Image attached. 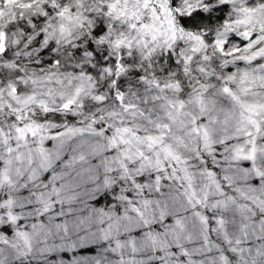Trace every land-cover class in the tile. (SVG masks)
Wrapping results in <instances>:
<instances>
[{
	"label": "snow or ice",
	"instance_id": "1",
	"mask_svg": "<svg viewBox=\"0 0 264 264\" xmlns=\"http://www.w3.org/2000/svg\"><path fill=\"white\" fill-rule=\"evenodd\" d=\"M147 2L145 0V6ZM9 4L13 8L6 13L5 7ZM37 4L42 11L33 12ZM107 9V15L111 16L116 5H108ZM65 11L67 9L48 0H0V61H3L0 63V101L5 94L9 97L7 105L0 103V110L7 109L10 121L7 132L3 121H0V149L10 143L8 137L15 133L17 148L9 146L6 149L9 155L18 150L20 141L27 144L28 137H32L38 145L34 151L41 157L39 166L31 170L23 183L19 180L25 175L24 171L20 168L15 170L14 185L9 174L12 161L3 160V152L0 151V240L8 242L11 238L23 242L17 245L26 249L18 253L21 264L33 251V236L39 237L37 243L43 245L36 252L40 264H180L182 261L196 264L192 256L201 250L189 251L178 242L185 229L179 215L166 211L167 202L162 208L160 200L154 201L148 196L142 200L137 198L145 190L149 194L155 190L163 195L162 187H173L168 181L186 184V202L196 210L194 216L206 231L227 236L229 226H238L246 240L249 235L247 229L252 227L255 230L256 226L243 223L248 219L245 213H251L253 218L255 213L251 208L237 205L224 191L225 185L220 180L226 182L228 189L245 193L243 199L257 201L258 196V202L253 206L264 215V0H161L159 12L154 6L151 10L153 24L140 27L153 33L154 42L158 39L156 33L163 36L167 63L177 69L183 66L181 71L185 77L195 72L197 75L193 80L196 83L181 92L178 78L175 91L181 96L185 92L190 93L187 102L182 98L172 101L163 97L167 101L164 106L166 114H156L153 119V109H141V120L152 127L136 124L134 129L127 126L113 128L112 124L103 122V117L99 121L93 118L88 129L61 123L60 115L55 116L57 122L54 123L48 116L56 108H50L45 100H37L35 93L21 97L29 80L25 78V68L20 66V59L30 57L35 50L46 58L33 63L34 71L39 69L43 72L45 65H59L60 60L50 57V54L60 46L55 28L56 21L64 18ZM68 20L72 22L71 16ZM157 20L160 21L159 26L155 23ZM131 27L138 30L137 24ZM107 30L100 21L91 35L99 37L103 44V34ZM65 31L66 26L61 23L59 35H64ZM68 32L70 35V29ZM123 43V40H117L116 46ZM13 45L17 49L22 46L23 55ZM126 46L130 48L131 44ZM144 46L147 47V40ZM88 49L102 63L115 65L118 70L115 75L120 76L122 66L118 59L105 61L90 39ZM80 53L81 49L76 47V54ZM107 55L105 51L104 56ZM88 70L94 71L93 68ZM105 71L113 75L111 67ZM48 79L50 81L51 77ZM32 83L38 81L32 80ZM156 87L164 92L171 85L160 88L157 82ZM79 91L77 89V95ZM21 99L28 104L35 103L40 111L47 114L41 118L42 123L35 120L25 123L28 115L34 112L25 114ZM60 99L63 102L58 105L59 111L71 112L69 119L74 120L83 104L73 98L64 99L62 96ZM94 99L103 101L105 97L101 95ZM116 99L125 112L135 108V105H125L122 91L117 92ZM150 99L156 101L161 97L157 95ZM143 102L148 103L149 98L145 97ZM191 104L198 105V108L189 110L187 105ZM135 115L133 112V120ZM88 130H91L90 134L106 137L108 141L102 149L106 155L98 165H102L106 173L104 192L99 198H94L97 206L107 201L106 207L99 209L103 218L99 220L98 240L79 235L80 229L71 219L73 209L66 207V203L70 205L75 199L71 195L72 186L63 183L67 173L51 171L53 156L57 161L63 157L68 168L73 167L77 160L82 162L86 159L83 152L79 157L69 158L61 150L72 137L83 135ZM141 130L147 134L139 135ZM177 133H185L189 139L195 138L194 158L199 165L191 167L201 168L199 175L208 177L210 181L208 192L202 197L192 188L193 178L197 175L189 171V159L193 157L185 158L179 150L186 148L183 143L185 136ZM121 145L127 147L121 149ZM32 151L29 150V156ZM16 159L23 163V154L17 155ZM4 165L9 167H2ZM146 169L150 170V180L146 179ZM107 173L118 175L109 176ZM180 173H184L183 177ZM233 181L245 188H233ZM6 184L8 193L3 191ZM14 187L15 197L11 191ZM190 188L192 194L188 195ZM249 192L257 195L249 196ZM210 196L225 198L214 199L210 203ZM201 207L205 209L203 214L198 210ZM233 207L241 213L239 225L234 215L231 218L224 215ZM113 217L115 223L112 222ZM210 224L214 226L209 228ZM260 231L264 233V220H260ZM207 240L205 235V243ZM241 243V239H236V245ZM211 250L209 246L208 251ZM231 251L236 252L237 249ZM126 253L129 259H125ZM2 254L3 248H0V264H6ZM145 254L150 256V260L143 258ZM221 259L226 261L227 258Z\"/></svg>",
	"mask_w": 264,
	"mask_h": 264
},
{
	"label": "clouds",
	"instance_id": "2",
	"mask_svg": "<svg viewBox=\"0 0 264 264\" xmlns=\"http://www.w3.org/2000/svg\"><path fill=\"white\" fill-rule=\"evenodd\" d=\"M49 3H56L65 11L63 19L56 21L55 31L57 32L56 38L61 41L60 46L57 51L50 54V57H55L60 60L59 65H45L44 71L41 72L39 69H33V63L37 60H44L46 57H41L39 54L32 50L30 57L20 59V66L25 68V78L29 80L25 92L21 93V97L30 96L35 93L37 100H45L48 102L50 108H56L48 119L52 122H57L55 120L56 115L62 117L61 123H67L69 126L83 127L88 129L89 124L93 118L100 120L101 117L104 118V123H109L115 127H130L135 128L136 124H143L149 128L151 125H147L146 121H142L140 118L141 109H153L154 115L153 119L156 118V114L165 115L166 109L165 105L167 103L163 97H167L168 100H178L184 99L186 102L190 93L185 92L183 96L175 91V82L179 78L181 92H184L185 88H191L196 82L193 80V76L197 75L195 72L189 73L186 77L182 74L181 69L173 68L167 63V47L163 36L158 33V39L154 42L152 40L151 32H148L141 25H151L153 24V13L152 8L155 6L159 12V4L161 0H148L147 6H145V0H48ZM116 5V9L113 11L112 15H107V6ZM13 5L9 4L5 7V12L11 11ZM74 10V11H73ZM27 11V10H26ZM33 12L42 11L40 4H37ZM71 16L72 22L69 23L68 17ZM8 17L4 18L6 23ZM103 21L104 25L108 29L104 34V43H100V38L92 36L91 33L99 25V22ZM63 23L66 26V31L64 35H59V25ZM157 26H159L160 21H155ZM82 24V26H81ZM137 24L138 30L133 29L131 25ZM177 27L179 23L177 22ZM68 29H70L71 34L69 35ZM15 39V38H13ZM92 40L95 49L100 53L101 57L105 61H110L111 59H118L122 66L120 76L117 77L115 73L118 71L115 65L109 63L105 64L98 60L94 53H91L88 49V40ZM117 40H123V44L119 47L116 46ZM147 40V47L144 46V42ZM131 44L128 48L126 45ZM76 47L81 49L79 55L76 54ZM13 48L21 51L22 55L24 53L23 47ZM105 51H107V56H104ZM151 53V55H149ZM49 57V58H50ZM3 63V61H0ZM195 66V64L193 65ZM111 67L113 70V75H109L105 69ZM89 68H93L94 71H89ZM165 69H168L165 72ZM71 73V75H69ZM139 73L140 75H135ZM49 77L51 80L49 81ZM91 77V79H89ZM32 80L38 81V83L33 84ZM59 81V83H57ZM123 81V83H121ZM157 82H159V87L164 88L166 85H171V87L160 92L156 87ZM77 89H79V95H77ZM122 91L124 94L125 105H135L134 109H130L125 112L121 107L120 102L116 99L117 92ZM104 96L103 101H97L94 99L96 96ZM160 96L161 99L152 101L150 97ZM64 99L73 98L77 103H82L83 107L79 108L78 115L75 119H69L72 115L71 112L63 113L59 111L58 105L63 101L60 97ZM145 97L149 98L148 103H144ZM3 105L9 103V97L7 94L0 101ZM21 106L24 108L25 114L28 115L27 121L25 123L35 120L38 123H42L41 119L43 116L47 115L40 111L35 103H25L21 99ZM189 110L195 111L198 105H187ZM133 112H135V120H133ZM123 120L124 123L121 124L120 121ZM0 121H3V127L5 132L8 131L9 119L7 109L0 110ZM95 127V126H93ZM175 130V129H174ZM91 130L86 131L83 135L72 137L68 140V143L61 150L64 156L69 158L75 156L79 157L80 153L83 152L86 156L84 161H79L75 163L73 167H65L66 161L61 157L60 160H56V157H52L54 167L51 171H55L58 174L60 172L67 173L63 178V183L70 184L71 195L75 197L70 205L66 203V207H71L73 212L71 214V219H73L79 229L80 236H87L90 240H98L100 236V224L99 220L103 217L99 211L100 208L106 207L107 201L105 200L103 204L97 206L94 202V198H99L104 192V177L106 175L104 167L100 165V161L106 155V152L102 149L107 145L108 141L106 137L96 136L90 134ZM100 131V129H96ZM147 133L141 132L139 135L144 136ZM177 135H184V145L179 150L184 155L185 158L193 157L189 159V171L197 173L192 181V188L195 189L198 195L203 196L205 192H208L207 184L210 182L208 177H201L199 172L201 168L191 167L192 165H199V161L194 158V151L197 144L194 142L195 138L189 139L185 133H177ZM10 143L3 146L0 151L3 152V160H11L10 172L14 185L16 184L15 170L20 168L24 171L25 175L20 178L19 183H23L27 176L31 173L33 168H37L41 162V157L37 155L34 149L38 146L36 141L32 137H28V142L25 144L23 141L19 142V148L17 151H13L9 155L6 149L11 146L14 149L17 148V143L15 141V133L8 137ZM39 137H37V140ZM135 144V141H133ZM121 149L126 148V145H121ZM32 149L31 156H29V150ZM200 150L204 152L205 150L201 147ZM146 154L148 153L147 148H144ZM95 153V154H94ZM23 154V163L16 159L17 155ZM31 158V163L29 159ZM2 167H9L4 165ZM183 167V165H181ZM150 170L145 171L146 179H151L149 175ZM109 176H116L117 173H107ZM183 177L184 173H180ZM223 174H218L222 177ZM221 184H224V191L232 196L237 205H243L252 209L255 213V218L252 217L251 213H245L248 219L244 220L243 223L247 225H255V230L252 227L247 229L249 235L246 240L242 235L239 227L229 226L227 228V236H223L219 233H211L206 231L204 225H202L198 218L194 216L196 210L191 209V207L186 202V197L184 195L185 185H182L179 181H168L172 184L171 189L167 187H162L160 193L155 190L149 194L147 190L143 194H139L137 198L144 199L145 196L152 200H160V207L165 206L167 202L166 211L169 213L178 214L183 220L185 229L180 236L178 241L189 251L193 249H200V253H194L192 259L196 264H264V233L260 231V220H264V215L253 206L254 203L258 202L259 197L257 196V201H251L249 199H243L242 196L245 193L232 191L227 188L226 182L222 179ZM163 184V181H162ZM240 187L245 188L243 184L237 185L233 181V188ZM99 189V191H97ZM3 191L5 193L9 192L7 184L5 185ZM13 197L17 195L15 187L11 190ZM247 192V189H245ZM192 194V189H188V195ZM249 196H256V193H247ZM112 193L109 192V196ZM225 197L217 196L215 198L209 197V202H213L214 199H224ZM127 207V205H124ZM186 209V211H185ZM202 214L205 213L203 207L198 209ZM219 214V213H217ZM226 218H231L233 215L237 219V224L239 225L241 213L233 207L229 212L224 213ZM112 222L115 223V217L112 218ZM126 223V222H125ZM214 225H209L213 227ZM73 233L75 230L73 229ZM95 234V235H94ZM207 235V243L204 241V237ZM190 237V240H189ZM256 237H261L256 239ZM74 238H79L75 236ZM39 237L33 236L32 253L24 258V264H40L39 258L36 256V252L43 245L38 244L37 240ZM236 239H241L242 243L236 245ZM231 240L232 243H227ZM22 241H13L9 238L8 242H3L0 240V248H3V259L6 264H21V261L17 258L18 253L24 252L26 249L23 247H18V244H22ZM211 246L212 250L208 251V247ZM236 248V252H232L231 249ZM251 249V251H248ZM139 257V253L137 254ZM222 257H226V261L222 260ZM145 259L150 260V256L145 254ZM115 259V258H113ZM125 259H129V254L126 253ZM180 264H185V262H180Z\"/></svg>",
	"mask_w": 264,
	"mask_h": 264
}]
</instances>
